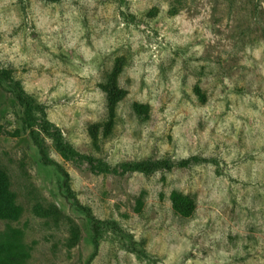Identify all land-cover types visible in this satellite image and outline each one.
<instances>
[{
	"label": "rangeland",
	"instance_id": "1",
	"mask_svg": "<svg viewBox=\"0 0 264 264\" xmlns=\"http://www.w3.org/2000/svg\"><path fill=\"white\" fill-rule=\"evenodd\" d=\"M0 264H264V0H0Z\"/></svg>",
	"mask_w": 264,
	"mask_h": 264
},
{
	"label": "trees",
	"instance_id": "2",
	"mask_svg": "<svg viewBox=\"0 0 264 264\" xmlns=\"http://www.w3.org/2000/svg\"><path fill=\"white\" fill-rule=\"evenodd\" d=\"M114 96L108 92V100L112 101ZM173 203L177 209H180L185 216L192 215L196 210V199L191 195H185L183 193H175L173 195Z\"/></svg>",
	"mask_w": 264,
	"mask_h": 264
}]
</instances>
